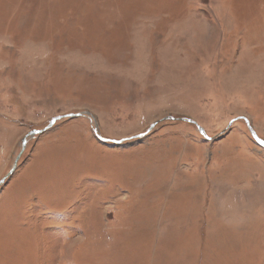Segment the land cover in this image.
<instances>
[{"label":"rangeland","instance_id":"1","mask_svg":"<svg viewBox=\"0 0 264 264\" xmlns=\"http://www.w3.org/2000/svg\"><path fill=\"white\" fill-rule=\"evenodd\" d=\"M0 264H264V0H0Z\"/></svg>","mask_w":264,"mask_h":264}]
</instances>
